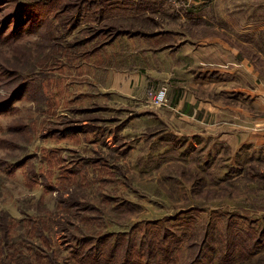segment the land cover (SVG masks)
<instances>
[{
  "label": "rangeland",
  "instance_id": "374dc122",
  "mask_svg": "<svg viewBox=\"0 0 264 264\" xmlns=\"http://www.w3.org/2000/svg\"><path fill=\"white\" fill-rule=\"evenodd\" d=\"M50 1L0 0V250L36 228L34 264H264V147L219 127H264V0L176 27L219 42V71L203 45L120 56L172 28L142 4L132 19L120 0ZM123 72L138 85L111 88ZM177 93L216 106L211 122L172 111Z\"/></svg>",
  "mask_w": 264,
  "mask_h": 264
},
{
  "label": "crops",
  "instance_id": "0c3cea01",
  "mask_svg": "<svg viewBox=\"0 0 264 264\" xmlns=\"http://www.w3.org/2000/svg\"><path fill=\"white\" fill-rule=\"evenodd\" d=\"M217 1V0H215ZM212 3V0H191V3L187 4L186 0H120V4L125 3L127 6L131 5H144V9L142 11L143 15H153V13L158 14L160 16L159 24L164 29L172 27L170 29H166L162 35H158L156 37H152L147 35L145 38H141L139 40H135L131 42L134 43L135 46L121 49L119 55L120 56H198L196 52L192 49L193 45H203L205 47V56L208 57V61L204 62L205 65L217 67L219 71V54L213 52V50H209L212 48V44L219 43L213 38H204V39H194L191 38V35L186 34L185 31L178 30L176 27H186L191 26L190 24H196L200 22L201 19L206 20V7L209 3ZM210 7V6H209ZM145 14H144V13ZM156 18V17H155ZM151 19V17H150ZM157 19V18H156ZM218 29L217 26H215ZM132 39V38H131ZM130 44V45H131ZM141 45V47H139ZM124 51H126L124 53ZM124 54V55H123ZM218 56V57H214ZM110 79V78H109ZM113 80V81H112ZM116 81H118L116 83ZM125 82H128V86H123ZM110 84H113L117 87H111L113 89H119L120 91L125 88L132 89L133 85H138L139 83V75L137 74H129L123 72V74H118L116 77L112 76L110 79ZM109 84V85H110ZM202 103H205L202 105ZM216 106H213L210 102H200L198 104L197 100L181 98V95L175 94L171 97L170 109L176 112L179 116L184 117V119H193L194 122H198L199 124L203 118V114L208 112L209 122L212 120V114L216 111ZM220 108V106H219ZM221 109V108H220ZM202 110V111H200ZM199 112H202L199 113ZM196 119V120H195ZM248 123L244 126H240L238 129L233 126V124H229V122L222 120L221 125L219 127L225 128L228 134L232 133H240L241 129H244L242 132L247 133V141L252 145H257L258 147H264V125L263 128H260L259 123L255 125L257 121H247ZM213 123H209L208 135L218 134L219 131H216L217 128L212 127ZM235 124V123H234ZM211 125V126H210ZM241 132V133H242ZM206 134V133H205ZM264 150V149H263Z\"/></svg>",
  "mask_w": 264,
  "mask_h": 264
},
{
  "label": "trees",
  "instance_id": "16d2710c",
  "mask_svg": "<svg viewBox=\"0 0 264 264\" xmlns=\"http://www.w3.org/2000/svg\"><path fill=\"white\" fill-rule=\"evenodd\" d=\"M54 1L55 0H51L50 2L53 3ZM134 6H136V5L134 4ZM131 8H133V7H131ZM131 8L129 6H127L125 3H123V4H120V6H118L117 8H112L111 12L117 13L116 15L114 13V16H119L122 18L125 16H122L121 14H127L126 17H130V18L134 19V17H136L137 15H139V13H141V11L134 12L133 10H131ZM102 10H103L104 14H107V12H109L108 10H106V8H104ZM105 11H107V12L105 13ZM3 223L0 222V226H2V224H3V227L5 228L6 224H5V222H3ZM6 223H7V221H6ZM28 231H29L28 232V238L23 239V241H20V240L16 241V237H14V240H13L14 244H11V246H10L11 248H9L10 253H6V252H3V250H0V256H1L0 258L5 264H18V263H20V264H34V263H31V260H30V262H28L29 260L27 261L26 259H28V258L34 259L36 257L38 258L39 253L37 251L31 252V249L29 248V244H27V242L32 240V242L40 244V243H42V241L41 242L34 241V240L40 238V234H37V235L35 234L36 228H35V231H32V229L28 230ZM1 239H2V242H5V240H7L8 243H11L8 240V236H6V235H3ZM88 259H89L88 256L84 257V254L81 256L82 261H88ZM88 262H91V261H88Z\"/></svg>",
  "mask_w": 264,
  "mask_h": 264
},
{
  "label": "built area",
  "instance_id": "2783aa9c",
  "mask_svg": "<svg viewBox=\"0 0 264 264\" xmlns=\"http://www.w3.org/2000/svg\"><path fill=\"white\" fill-rule=\"evenodd\" d=\"M186 1L187 4L191 3V0ZM166 101V90L164 88L159 89L154 95H151V105L154 107L163 106Z\"/></svg>",
  "mask_w": 264,
  "mask_h": 264
}]
</instances>
